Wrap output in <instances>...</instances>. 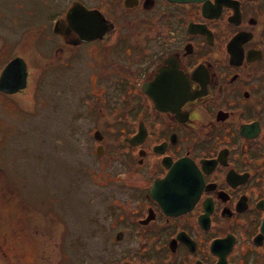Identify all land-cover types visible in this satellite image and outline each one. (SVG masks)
<instances>
[{
	"label": "flooded vegetation",
	"instance_id": "af4514ba",
	"mask_svg": "<svg viewBox=\"0 0 264 264\" xmlns=\"http://www.w3.org/2000/svg\"><path fill=\"white\" fill-rule=\"evenodd\" d=\"M40 24L68 52L70 142L99 197V242L73 236L69 261L264 264V0H69ZM23 61L24 86L1 94L23 92ZM21 187L0 171V219L19 221L0 226L7 252L37 230L26 206L55 220L56 195L29 204Z\"/></svg>",
	"mask_w": 264,
	"mask_h": 264
},
{
	"label": "rangeland",
	"instance_id": "374dc122",
	"mask_svg": "<svg viewBox=\"0 0 264 264\" xmlns=\"http://www.w3.org/2000/svg\"><path fill=\"white\" fill-rule=\"evenodd\" d=\"M68 1L0 0V69L13 54L23 57L29 69L28 84L21 94L0 93V136L8 124V135L0 149V171L27 185V189L21 187L25 203L32 204L39 193L57 196L50 203L55 214L53 223L29 206L20 211L37 230L30 240L20 241L17 251L12 246L7 252L1 240L0 253H6V257L0 254V264H7V258L8 264H81L74 258L69 261V255L72 258L85 250L82 242L73 248L71 243L77 240L73 236L89 244L99 242L91 236L98 231L88 223L96 214L94 209L99 211V204H92L99 197L90 184L86 163L80 158L82 152L71 145L69 137V123L83 109L76 90L69 91L71 67L69 59L65 61L68 52H54L50 46L56 39L43 38L40 24L48 13L62 11ZM6 97L12 102H2ZM69 114H74L70 121ZM83 121L78 120L84 124ZM75 145L78 146L76 141ZM96 221L103 222L98 217ZM18 222L15 215L7 216L0 219V226L17 236L14 224Z\"/></svg>",
	"mask_w": 264,
	"mask_h": 264
},
{
	"label": "water",
	"instance_id": "95a60500",
	"mask_svg": "<svg viewBox=\"0 0 264 264\" xmlns=\"http://www.w3.org/2000/svg\"><path fill=\"white\" fill-rule=\"evenodd\" d=\"M82 7V6H81ZM86 14L92 15L95 10H87L84 7L81 8ZM69 12L71 8H67L64 17L69 24ZM25 84V63L20 57H13L7 61L0 71V90L2 91H14L23 87Z\"/></svg>",
	"mask_w": 264,
	"mask_h": 264
}]
</instances>
